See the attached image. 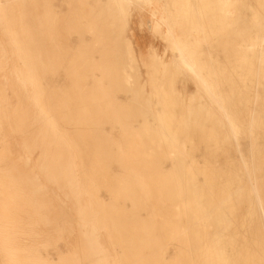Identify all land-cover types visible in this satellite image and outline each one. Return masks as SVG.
<instances>
[{
  "label": "bare ground",
  "instance_id": "obj_1",
  "mask_svg": "<svg viewBox=\"0 0 264 264\" xmlns=\"http://www.w3.org/2000/svg\"><path fill=\"white\" fill-rule=\"evenodd\" d=\"M0 264H264V0H0Z\"/></svg>",
  "mask_w": 264,
  "mask_h": 264
},
{
  "label": "rangeland",
  "instance_id": "obj_2",
  "mask_svg": "<svg viewBox=\"0 0 264 264\" xmlns=\"http://www.w3.org/2000/svg\"><path fill=\"white\" fill-rule=\"evenodd\" d=\"M149 14L150 8H144L142 11L140 10V12L134 10L132 15L133 18L130 25V29L133 36L135 49L137 52H139L137 53L139 59L141 62L146 60V58H148V53L151 48L159 52L157 54L163 56L165 59H168L170 58V53H162L163 51H165V45L163 41H161L157 36L153 35L150 30ZM141 73L142 78L145 81L147 78L145 68L141 67ZM178 86H180V88L186 95H191L196 92L195 84L186 72H183L180 79H178ZM202 101L203 104L206 102L204 98H202ZM22 141L23 139L20 136L16 137L15 145L18 149L21 148Z\"/></svg>",
  "mask_w": 264,
  "mask_h": 264
}]
</instances>
